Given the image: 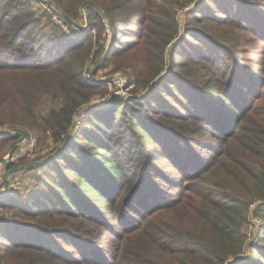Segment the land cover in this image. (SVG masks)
Here are the masks:
<instances>
[{
    "label": "trees",
    "instance_id": "trees-1",
    "mask_svg": "<svg viewBox=\"0 0 264 264\" xmlns=\"http://www.w3.org/2000/svg\"><path fill=\"white\" fill-rule=\"evenodd\" d=\"M86 1L90 26L78 33ZM261 7L0 0L3 175L31 163L21 131L54 144L10 175L34 173L32 185L0 194V264H264V65L249 72L238 58L242 43L264 44ZM45 15L62 33L46 31ZM106 19L134 41L108 43ZM106 52L97 72L124 71L132 97L95 107L108 87L90 64Z\"/></svg>",
    "mask_w": 264,
    "mask_h": 264
},
{
    "label": "rangeland",
    "instance_id": "rangeland-1",
    "mask_svg": "<svg viewBox=\"0 0 264 264\" xmlns=\"http://www.w3.org/2000/svg\"><path fill=\"white\" fill-rule=\"evenodd\" d=\"M194 4L196 5V3H194ZM36 7H37V5H36ZM188 8L191 9V8H193V6L188 7ZM185 10L186 9H183V11L181 10L178 13V19H179V23H180L181 27L184 26L185 21H186L185 15L183 14ZM260 10H264V8L261 7ZM83 15H84L83 18L79 22V27L76 25V30H77L76 32H78V33L82 31L81 27H85L87 25L85 14H83ZM106 22L108 25L107 19H106ZM44 24H45L46 31L50 32L51 30H53L51 33L52 35H54L55 33H62L60 31V28H57L56 26H54L51 23V20L48 18L47 15H45V17H44ZM127 27L128 28H137V25L136 24H129ZM66 30H69L68 26H67ZM234 31L235 30L233 28V37H234ZM237 33H239V31L236 32V35H237ZM244 35H245V39L249 38L250 35L256 36L251 31H247V33H244ZM183 36H184V33H183V30L181 29V31L179 33V38H181ZM106 39H107L108 43H113L114 40L120 41L121 43H124L125 41H128V40L134 41L135 37H133L131 35V31H127V30H123V32H120V30H119V31L115 32V34L114 33L112 34V32L109 28V25H108V29L106 31ZM117 45H119V44H117ZM167 58H169L168 51H167ZM238 58L240 59L241 67H246V70H248L249 72L252 70L257 71L259 68L262 69L263 65H264V44H263V42L259 43V42L253 41V40H248L245 43H242L241 47L239 48V51H238ZM95 67H96V65L91 66V64H90L91 72ZM112 68H113V66H110L109 68H107L105 70H99L97 72V74L95 75V79H92V81H98V80L105 81L107 83V87H108L107 95L105 97H101V96L94 97L92 104L95 105V107L104 106L108 103L109 100L114 102L118 98H131L132 97V92H131L130 87H129V80H128L127 74L124 71H120V72L112 71ZM169 70H170V67L169 66L166 67L164 72L162 73V75H165L166 73L168 74ZM90 74H89V76H90ZM155 83H157V82H155ZM138 95H136V96H138ZM141 95H142V93L139 96H141ZM45 106H47V105H45ZM19 141L17 144L19 145L21 156L25 157L27 162H31L29 164H26L27 167H29L28 165L32 166V165L37 164L38 162L42 161L43 159H41V158L44 155L48 154L50 152L51 147L54 146V144H52V140L50 139L49 136L47 137V140L45 141V143L42 142L41 144L40 143L38 144V140H36V138H34V137H31L29 139L25 138L22 142H19ZM50 156H48V157H50ZM34 160H35V162H32ZM17 161H18V156L11 160V162H17ZM26 166H21V167L26 168ZM6 173H8V172H5V175H6ZM5 175H3V166L0 164V177L3 179L2 183L0 184V192L2 191L1 190L2 188H5ZM20 181L24 182L25 186L28 183L30 185H32L33 182H35L34 173L27 174V173L22 172L16 178H12V179L9 176V189H11L14 186H16L17 184H19ZM253 206H254V204H250L249 222L245 225V228L243 229L245 231V234H247L248 237H250L251 239L253 238L252 232L255 229L253 224H254V221H256V217L252 216L251 210H252ZM0 211H1V209H0ZM258 219H262V218L259 217Z\"/></svg>",
    "mask_w": 264,
    "mask_h": 264
},
{
    "label": "water",
    "instance_id": "water-1",
    "mask_svg": "<svg viewBox=\"0 0 264 264\" xmlns=\"http://www.w3.org/2000/svg\"><path fill=\"white\" fill-rule=\"evenodd\" d=\"M90 4H93L91 1H86L84 4H83V11H84V14H85V17H86V21H87V25L85 27H81V29L83 30H86L89 28V19H88V14H87V7L90 5ZM109 28L112 32V34L114 33V29L112 27V25L109 23ZM110 46L108 47V50H109ZM107 50V52H108ZM107 52L103 55V57L100 59V61L97 63L96 67L92 70L91 74H90V79H95V73L97 72V70L99 69V67L101 66V64L103 63V61L105 60V57L107 55ZM73 130V128H72ZM23 136L22 138L20 139L19 142H22L25 138H26V132L25 131H21ZM12 155V152L10 153L9 156ZM55 155V153H53L51 156ZM50 156V157H51ZM4 162V160L0 163L2 164ZM28 166H31V165H28ZM27 167V166H26ZM23 168L25 167H19V168H16L14 169L13 171H9L8 173H6L5 175V188L4 190H2L0 192V194H6L9 190V176L13 173V172H16V171H19V170H22Z\"/></svg>",
    "mask_w": 264,
    "mask_h": 264
},
{
    "label": "built area",
    "instance_id": "built-area-1",
    "mask_svg": "<svg viewBox=\"0 0 264 264\" xmlns=\"http://www.w3.org/2000/svg\"><path fill=\"white\" fill-rule=\"evenodd\" d=\"M49 10L51 11L52 15H53V20L54 22L61 26V28L63 29H67V25L63 22V19L60 15V11L56 8V6L49 8ZM3 179L0 177V184L2 183Z\"/></svg>",
    "mask_w": 264,
    "mask_h": 264
}]
</instances>
